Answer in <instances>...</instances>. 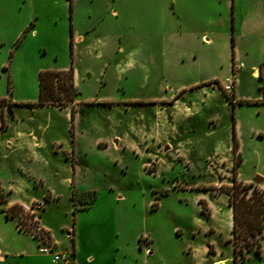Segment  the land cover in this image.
Masks as SVG:
<instances>
[{"label":"rangeland","instance_id":"obj_1","mask_svg":"<svg viewBox=\"0 0 264 264\" xmlns=\"http://www.w3.org/2000/svg\"><path fill=\"white\" fill-rule=\"evenodd\" d=\"M73 22L94 45H71ZM238 62L230 101L222 79ZM70 67L75 120L55 105L5 116L14 142L0 132V243L18 242L20 221L54 249L40 216L68 248V231L83 228L116 264H233L226 188L236 178L264 188V0H0V98L36 102L40 72ZM12 188L40 201L8 208ZM262 247L238 264H264Z\"/></svg>","mask_w":264,"mask_h":264},{"label":"trees","instance_id":"obj_2","mask_svg":"<svg viewBox=\"0 0 264 264\" xmlns=\"http://www.w3.org/2000/svg\"><path fill=\"white\" fill-rule=\"evenodd\" d=\"M73 0H70L72 9ZM234 69V68H233ZM225 92V91H224ZM228 99L231 96L225 92ZM80 91L75 81V71L73 67L67 69H46L40 72V91L36 102H28L26 104L37 105H56L64 108L71 105L78 98ZM231 101V100H230ZM8 105L12 109V104L6 97L0 98V106ZM76 109L72 105L71 118L74 120ZM5 117L2 113V126L4 127ZM234 151L239 150L238 137L236 132V122L233 126V146ZM240 154V153H239ZM241 159L239 158V162ZM238 163L235 162V166ZM91 198L90 204L97 198L96 191ZM226 193L229 197V205L233 212L232 236L228 241L233 245V264H238V260L246 259L248 252L255 251L258 254L262 253L264 241V188H260L253 182H245L238 178L232 181V184L227 186ZM202 211L205 212L204 199H200ZM14 206L23 207L21 204ZM90 206V205H89ZM7 210V215H9ZM18 226L20 229L29 231L39 238V234L31 229L24 227L20 221ZM41 229H43L41 227ZM44 230V229H43ZM48 234H50L48 232ZM74 238V237H73ZM40 239V238H39ZM41 240V239H40ZM142 240V238H140ZM76 240L74 238V245ZM152 251L153 249L150 248ZM209 252H213L210 248ZM75 254V248L73 250Z\"/></svg>","mask_w":264,"mask_h":264},{"label":"crops","instance_id":"obj_3","mask_svg":"<svg viewBox=\"0 0 264 264\" xmlns=\"http://www.w3.org/2000/svg\"><path fill=\"white\" fill-rule=\"evenodd\" d=\"M76 1L77 0H73L74 5H75ZM111 9L114 13H116L118 15V8L112 7ZM35 13L36 12H34V14ZM73 18H74V16H73ZM34 25H36V24L32 23L31 27H34ZM31 27H29V28H31ZM71 27L72 28H71L70 43L72 46L79 47L80 45H84L86 47H88V46L90 47V46L94 45V43L96 41H93V39L90 37V33H89L90 30L89 29H87L86 34H84L83 32L74 29L75 28L74 22L72 23ZM37 32L38 31L35 28L33 30V32H31V33H37ZM67 40L69 41V38H67ZM258 69L259 68H256L254 70V74H255V71H257ZM240 71L241 70H238V72H237V86H236L235 94H236L237 89H238V80H239L238 75L240 74ZM78 78H79V75L75 71L76 84H77ZM224 79H222V81ZM201 84H203V83H201ZM201 84H199V82L196 81V82L192 83L191 86L195 87V86H199ZM186 89L187 88L185 85L180 86L178 89L174 90L171 93V95L168 97V99H165V101L170 102V103H174L177 100V98L179 97V95L181 93H183ZM225 95H226V93H225ZM226 97H227V95H226ZM8 101L12 104V109H10L8 105L0 106L2 113H4V117L8 116L10 113L16 119V121H19L21 117H20V115L17 116L18 114L16 112V107L18 105H24L26 103H19L14 98H10V99H8ZM76 102H78V99L75 102H73L72 104H75ZM42 106H46V105H42ZM71 107H72V105H71ZM71 107H70V105H68L64 108L65 109H71ZM76 114H77V110H76ZM75 119H76V117L74 118V120ZM7 120L8 119L5 118L4 123H6V126L4 128L2 126V121L0 122V132L3 134H8V132L11 129V125L13 124V123L8 122ZM237 131H238V125H236V132ZM21 133H23V132H21ZM27 135L31 138L30 144L32 146L36 147V146L41 145V140L38 137L36 128L30 127L29 132H27ZM237 137H238V132H237ZM13 142H14L13 137H11L8 134V136H6L7 148H9V146L13 145ZM0 144H1V142H0ZM247 181H251V180H247ZM10 193H11V196H10V198H8V201H7V207L8 208H11L15 204H21V205H23V207H25V206L27 207L36 201H40L39 199H36V198H31L30 200H27L23 197L14 196L13 194L15 192H14L13 188L10 190ZM200 199H204V200L208 201L206 198H203V197ZM232 217H233V212H232ZM39 221H40L41 227H43L49 231L54 249L51 246L46 245V247H48L51 250L43 251L42 248L45 247L44 242H42L39 238L35 237L33 233L26 231V230H23V229H20L18 226V222L15 221L16 228H14V230H15L14 232L18 236L17 237L18 242L13 241V242L7 243V242L2 241L0 243V264H62L60 262L53 260L54 251H61V252H65L67 254L72 255V262L70 264H116V257L117 256H116V253L114 252V250L109 248V247L107 248L104 244L99 245L97 242L96 243L87 242L86 238L82 232L83 228L78 226L74 230V233H75L74 235H75V240H76L75 245H74V238L72 237L73 232L71 230L68 231V233L70 234L69 235L70 238L71 239L73 238L72 239L73 240L72 246H71V248H68L67 246H65L63 244V242L61 240H59L56 236L53 235L50 227H46L44 225V223L40 219V216H39ZM74 248H75V254H73ZM148 250H149V248H147V251ZM152 251H151V253H152ZM207 251L209 252V250H207ZM213 253H215V252H213ZM215 263H218V262L216 261Z\"/></svg>","mask_w":264,"mask_h":264},{"label":"built area","instance_id":"obj_4","mask_svg":"<svg viewBox=\"0 0 264 264\" xmlns=\"http://www.w3.org/2000/svg\"><path fill=\"white\" fill-rule=\"evenodd\" d=\"M244 66L243 62H238L235 65V70L233 69V73L229 76H227L223 81V87L228 93H233L236 90L237 86V72ZM43 251H49L48 247H43ZM54 251V250H53ZM54 261L60 262L62 264H70L72 262V255L67 254L65 252L61 251H54Z\"/></svg>","mask_w":264,"mask_h":264},{"label":"bare ground","instance_id":"obj_5","mask_svg":"<svg viewBox=\"0 0 264 264\" xmlns=\"http://www.w3.org/2000/svg\"><path fill=\"white\" fill-rule=\"evenodd\" d=\"M215 264H217V263H215Z\"/></svg>","mask_w":264,"mask_h":264}]
</instances>
